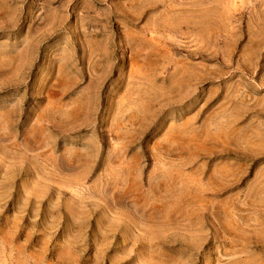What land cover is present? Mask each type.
<instances>
[{"label":"rangeland","instance_id":"obj_1","mask_svg":"<svg viewBox=\"0 0 264 264\" xmlns=\"http://www.w3.org/2000/svg\"><path fill=\"white\" fill-rule=\"evenodd\" d=\"M0 264H264V0H0Z\"/></svg>","mask_w":264,"mask_h":264}]
</instances>
